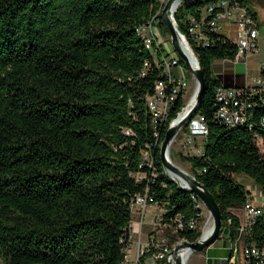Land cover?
Instances as JSON below:
<instances>
[{"label":"trees","instance_id":"1","mask_svg":"<svg viewBox=\"0 0 264 264\" xmlns=\"http://www.w3.org/2000/svg\"><path fill=\"white\" fill-rule=\"evenodd\" d=\"M215 1L181 3L174 14L178 31L187 38L183 17ZM161 7V0H0V264H121L132 200L146 187L163 202L164 218L196 223L197 199L170 179L159 159L182 99L168 123L147 108L163 76L137 29L151 20L161 24ZM209 35V47L189 43L206 83L195 115L204 116L208 134L201 154L180 156L214 197L222 231L232 241L239 222L232 209H241L249 193L234 176L251 178L264 194V90L248 121L235 127L213 123L214 89L230 86L231 74H224L223 83L213 81L211 68L233 59L237 48ZM243 76L235 74L237 86ZM162 92H170L168 82ZM136 172L145 178L136 180ZM201 218L202 212L197 228L180 229L174 240H196ZM165 220L176 227V219ZM247 239L264 245V214ZM223 246L229 248L226 238ZM150 256L145 252L136 264Z\"/></svg>","mask_w":264,"mask_h":264},{"label":"built area","instance_id":"2","mask_svg":"<svg viewBox=\"0 0 264 264\" xmlns=\"http://www.w3.org/2000/svg\"><path fill=\"white\" fill-rule=\"evenodd\" d=\"M195 14L197 15L187 14L182 19L183 23L187 25L188 33L186 39L188 43L193 44L195 47H209L213 45L214 41L210 37V33L227 38L223 35L226 23L234 27V44L236 45L237 51L233 59L217 61L213 64V67L217 65L222 73L226 72L225 70L229 68V66L234 68L236 62L241 58H245L250 53H257L258 32L255 26V20L249 12L247 3L241 2L240 0L215 1L205 5L201 9H197ZM157 22L158 21L145 22L142 32L145 34L146 38H150V45L154 48V53L160 57L163 79L154 84L152 90L154 92L153 108L157 115L160 116L161 123H168L172 112L175 110L176 101L179 98L182 99L181 109L186 105H183V97L186 91V76L178 66L179 58L172 49L170 53L164 50L163 44L165 42L160 35L157 36L158 33L155 31L157 30ZM173 68L177 71L178 78L176 79H174L172 75ZM216 76L218 75L216 74ZM162 82L170 83V92H162ZM263 90L264 63L262 64L260 77L255 81V85L252 87H227L220 84L214 89L215 107L211 121L215 124L227 127H230L237 121H248L252 106L256 103L255 98L262 93ZM179 130H182V127ZM185 132L188 135L187 143L185 144L199 153H202V147H196L192 137H202L204 139L207 136L208 125L204 116L194 115L185 125ZM125 134L128 135L129 131H125ZM177 134L178 132L175 137ZM259 143L261 144L260 141ZM262 153L264 154L263 151ZM145 155H147V153H145ZM146 164L151 166V161H146ZM132 176H134L136 180L141 179L137 175V172L132 173ZM247 191L249 192V189H247ZM262 196L263 199L259 203H254L251 199L248 200L247 198L241 207V217L238 216L239 222L234 233V235H240L238 264H249L250 256H257L259 264H264V245L258 246L247 239V234L255 222V219L264 214V194H262ZM196 198L198 208L201 209L200 205L202 203L197 196ZM132 201L133 210L137 212L139 217L136 229L135 226H132L133 224L130 227L131 233L137 235V247L134 256L135 261L145 252L149 251L151 256L147 258V260L150 259L151 263L154 264L155 261L161 260L163 254H169L171 248L176 243L183 241V239L180 238L175 241L174 238L176 234L180 232L184 223L175 216H168L167 218L176 219V227H168L167 221L165 220L167 218H164L166 210L164 209L163 202L154 201L151 195H149L147 187L143 193H137ZM147 208H151L155 216L149 218L148 222L153 225V228H151L150 233L145 232L146 237L143 239L142 230L145 224L144 213ZM200 215L201 212L198 213V217ZM198 217L192 229L197 228ZM230 222L231 218H228L227 224H230ZM154 225L156 226L154 227ZM158 228L164 230L165 233L162 231V234L159 235V230H156ZM221 236L226 239L230 238L227 231L221 233ZM127 262H129V258L127 259L125 255L122 264H127Z\"/></svg>","mask_w":264,"mask_h":264},{"label":"rangeland","instance_id":"3","mask_svg":"<svg viewBox=\"0 0 264 264\" xmlns=\"http://www.w3.org/2000/svg\"><path fill=\"white\" fill-rule=\"evenodd\" d=\"M165 1L166 0H163L162 5L165 3ZM254 1H257V2H254ZM247 6L250 12H254V11L256 12L255 26L258 32V39H257L258 51L255 54L250 53L245 58H241L238 62H236V65L234 66V68L232 66H229V68H227L225 71L226 72H238V73L244 74L248 81V85L252 87L255 85V81L259 79L260 74H261L262 64L264 63V3L260 2L259 0H249L247 2ZM156 28L158 29V30H155L158 33L157 36L160 35L165 42L163 44L164 50L167 53H170L171 46L169 43V34H168L166 27L162 23L159 24V22H157ZM230 36H231L230 38L233 39L235 37V33H232ZM156 58L160 60V57L156 56ZM178 66L182 69L184 75L186 76V91L183 97V105H185L186 103L189 104L192 100L193 92L196 89V81L194 80L190 71L187 69V67L185 66L183 62L182 63L178 62ZM220 72L221 71L219 69H215L214 67H212L211 68V80L216 81L217 80L216 74ZM172 75L174 79L178 78L177 71L175 68L172 69ZM177 132H178L177 136L175 137V139L172 140L169 146V149H168L169 158L171 162L175 164L177 167H179L180 169L184 171H187L188 173H191L189 169V164L185 161H182L180 153L182 155H187V156L198 155L201 153H199L195 149H192L189 145L185 144L187 143L188 135L186 134L184 129L178 130ZM192 139L194 140L196 147L198 146L203 147L204 139L202 137H192ZM261 150L264 152V148H261ZM144 156H145V160L149 162L150 160H149L148 154L147 155L144 154ZM164 172L166 173V171ZM154 174L155 173H151V176H154ZM137 175L140 178H145L146 173L137 172ZM234 178L237 181H239V183L243 184L246 190L249 189V193L247 196L248 200L251 199L254 203H259L263 199V196H262L263 193H262L261 188L256 183H254V181L251 178L243 174L235 175ZM200 206H201L202 218H201L199 229L202 233L205 223L207 221L212 222V219L208 211L204 208V206L202 204ZM232 210L238 216H241L240 208L238 209L236 208ZM131 212H132V218H131L130 224H133L132 226H135V229H136L139 217L135 210L132 209ZM144 214H145V217H144L145 224L143 225L144 229L142 230L143 239L146 237L145 232L150 233L151 228H153V225H151L148 222L149 218L155 216V213L151 208H147ZM147 226H149V228ZM155 226L156 225H154V227ZM156 230H159L158 232L159 235L162 234V231L165 233V231L160 228ZM237 238L238 236H235L232 239V241H230L229 238L227 239L228 246L230 248L229 250L228 247L223 246L224 237H219L215 240L213 244H211L208 247L210 248L209 251L203 250L199 252L190 253L189 258L186 260L184 264H207L208 257H211V260H213V257L218 258L219 264H220V260H224L223 264H236V262L233 259L229 262L228 260H229V257L231 256L232 248L234 247V243L236 242ZM136 247H137V235L135 233H131V230L129 229L127 245L124 248V252H125V255L127 256V259L130 258L131 253L133 254V256H135ZM223 254L225 256H222ZM147 263L152 264L150 259L147 260ZM127 264H135V262L131 263L129 260Z\"/></svg>","mask_w":264,"mask_h":264},{"label":"water","instance_id":"4","mask_svg":"<svg viewBox=\"0 0 264 264\" xmlns=\"http://www.w3.org/2000/svg\"><path fill=\"white\" fill-rule=\"evenodd\" d=\"M175 1L176 0L165 1L160 12V20L168 31L169 43L172 51L177 55L179 60L185 64L196 81V90L193 96V104L189 105L186 103V105L176 114L174 119L168 123V127L165 130L164 136L159 145V159L169 177L176 181L183 189L190 190L200 199L202 205L210 214L212 222L209 233L204 237L201 233L194 241L183 240L176 243L169 252L171 257L167 259V264H183L185 259V257L181 255V250L183 248H188L191 253L206 250V248L213 244L217 238L221 237L222 232H225L222 231L220 208L210 191L191 173H188L173 164L167 155L168 148L177 131L185 126L198 111L206 89L203 70L199 66L197 58L195 57L186 37L177 29L174 20L176 10L173 9ZM195 1L196 0H179V5L181 3L183 5H192ZM253 14L256 15V12L254 11ZM182 41L186 43L191 54L187 53L182 47ZM191 63H194L195 66L193 67Z\"/></svg>","mask_w":264,"mask_h":264},{"label":"bare ground","instance_id":"5","mask_svg":"<svg viewBox=\"0 0 264 264\" xmlns=\"http://www.w3.org/2000/svg\"><path fill=\"white\" fill-rule=\"evenodd\" d=\"M217 1H224V0H217ZM162 2H163V0H161V4H162ZM178 6H179V0H176L175 3H174V5H173V9L176 10V9L178 8ZM162 7H163V5H162ZM162 7H161V9H162ZM160 12H161V10H160ZM153 21H154V20L147 21V22H153ZM143 29H144V24H143L142 26H140V27L137 29V34H138L139 37L142 39L145 49H146L147 51L151 52V53L153 54V56L155 55V59L159 60L158 58H156L157 55L154 53V48L150 45V38H146L145 34L142 32ZM182 47L186 50L187 53L191 54L190 51L188 50V47H187L186 43L183 42V41H182ZM157 64H158V63H157ZM191 64L193 65V67L195 66L194 63H191ZM158 65L160 66V69L162 70V65H161L160 60H159V64H158ZM145 66H147V65L145 64ZM168 84H170V83L168 82ZM195 90H196V89H195ZM195 90H194V92H195ZM194 92H193V96H194ZM193 96H192V100H191V102L189 103V105H192V104H193ZM146 100H147V108H148V111L151 113L152 117H153L154 119H157L158 121H161L160 116L157 115L155 109L153 108L154 96L148 97ZM251 110H252V109H251ZM250 112H251V111H250ZM243 122H244V121H237V122H235L233 125H231L230 127L238 126V125L242 124ZM168 149H169V148H168ZM167 155H168V152H167ZM168 158H169V155H168ZM169 160H170V158H169ZM173 176H175V175H173ZM170 179H171V177H170ZM192 194H193L194 197L196 198L195 194H194V193H192ZM196 199H197V198H196ZM199 200H200V199H199ZM132 209H133V203H132V205H131V210H132ZM178 220H179V219H178ZM193 226H194V222H193V221H189V222L187 223V225H184V224H183V227H182L181 229H183L184 227L192 228ZM210 228H211V221H207V222L205 223V226H204L203 230H202V236H203V237L209 233ZM234 236H238V238L236 239V242L234 243V247L232 248V258L229 259L228 262L231 261L232 259L235 261L236 256H238V255H237V248H238V244H239V240H240V235H234ZM227 239H228V238H227ZM190 253H191V252H189V249H188V248H183V249L181 250V255H182L183 257H185V259H184V263H185L186 260L189 258ZM168 258H170V255H169V254H163V255L161 256V260H162V259H165L166 264H167V259H168ZM251 260H252V262H254V263H256V264H259V261H258L257 256H250V257H249V261H251ZM184 263H183V264H184ZM121 264H122V263H121Z\"/></svg>","mask_w":264,"mask_h":264},{"label":"crops","instance_id":"6","mask_svg":"<svg viewBox=\"0 0 264 264\" xmlns=\"http://www.w3.org/2000/svg\"><path fill=\"white\" fill-rule=\"evenodd\" d=\"M158 30V29H157ZM232 33H234V27L231 25V24H229V23H226V25H225V28H224V31H223V35L224 36H226L230 41H232V42H234L235 41V39L233 38V39H231L230 37V35L232 34ZM163 39V38H162ZM214 68L215 69H219V67L216 65V67H215V65H214ZM220 70V69H219ZM245 71H246V69H245ZM231 74V78H230V80H228V82L230 83V86H227V87H239V86H237V82H240V81H238L239 79H236L235 78V74H241V73H238V72H220V73H217V78L223 83L224 81H225V79L227 78V77H224V74ZM242 84L240 85V86H249L248 85V81H247V79H246V76L244 75L243 76V79H242V82H241ZM236 214V213H235ZM239 217H241V216H239ZM131 225L132 224H130V227H131ZM148 228H149V226H147ZM209 249L210 248H208L207 249V251H209ZM205 251V250H204ZM222 256H225L224 254L222 255ZM213 258H215V257H213ZM129 260H130V262L131 263H134L135 262V264H136V261H135V257L133 256V254L131 253L130 254V258H129ZM211 261V263L213 264L214 262H215V259H213V260H210ZM223 261L224 260H220V262H222V264H223ZM216 263V262H215ZM146 264H148L147 263V260H146Z\"/></svg>","mask_w":264,"mask_h":264}]
</instances>
